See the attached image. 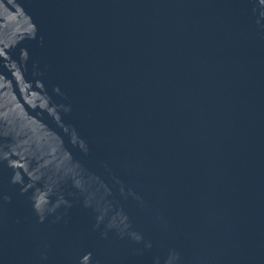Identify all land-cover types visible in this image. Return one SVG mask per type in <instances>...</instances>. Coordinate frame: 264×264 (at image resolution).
Here are the masks:
<instances>
[{"label":"water","instance_id":"water-1","mask_svg":"<svg viewBox=\"0 0 264 264\" xmlns=\"http://www.w3.org/2000/svg\"><path fill=\"white\" fill-rule=\"evenodd\" d=\"M0 264H264V0H0Z\"/></svg>","mask_w":264,"mask_h":264}]
</instances>
